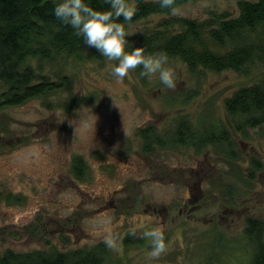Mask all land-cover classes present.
Wrapping results in <instances>:
<instances>
[{
    "label": "rangeland",
    "instance_id": "1",
    "mask_svg": "<svg viewBox=\"0 0 264 264\" xmlns=\"http://www.w3.org/2000/svg\"><path fill=\"white\" fill-rule=\"evenodd\" d=\"M237 2L192 0L171 14L199 20L221 12L234 16ZM164 16L125 25L134 32L127 37L131 46H140L142 34ZM169 60L176 74L171 89L158 75L140 76V66L117 81L114 60L70 59L63 70L69 88L3 108L0 254L49 244L88 249L112 238L102 264H249L253 244L244 228L248 219L264 218V127L248 130L246 137L233 134L228 147L209 144L199 151L175 143L174 131L183 116L197 131L228 126L224 97L264 78V65L246 76L191 73L179 58ZM57 68L45 67L52 76ZM69 95L82 101L64 108L61 101ZM148 125L166 141L152 143L151 151L143 150L138 134ZM75 156L86 164L82 179L72 171ZM252 158L260 160V169L249 168ZM8 192L22 200L7 202ZM153 227L165 237L158 256L151 254V239L142 236Z\"/></svg>",
    "mask_w": 264,
    "mask_h": 264
},
{
    "label": "trees",
    "instance_id": "2",
    "mask_svg": "<svg viewBox=\"0 0 264 264\" xmlns=\"http://www.w3.org/2000/svg\"><path fill=\"white\" fill-rule=\"evenodd\" d=\"M187 1L192 0H174L173 7ZM129 3L136 9L132 19L117 18L125 25L151 14L166 15L142 34L140 46L148 53L166 51L169 58H179L191 73L204 69L247 76L257 65H264V0H238L236 15L213 13L202 20L172 15L170 9L160 8L153 0H129ZM53 6V0H0V114L3 108L69 88V79L63 70L70 59L102 57L82 37H77L70 25L54 16ZM89 6L98 10L109 8L106 0H89ZM53 64L58 68L52 76L45 67L51 68ZM81 101L80 97L69 95L60 105L70 109ZM223 102L228 126L197 131L183 116L177 122L174 142L192 145L196 151L209 144L228 147L233 143V134L246 137L248 130L264 127V78L239 86ZM138 134L145 151L152 150V143H166L151 125L139 128ZM249 168L260 169V160L252 158ZM72 171L77 179L85 175L86 164L80 156L73 158ZM3 197L9 203L22 200V196L10 192ZM41 230H46L43 225L40 233ZM3 233L0 228V235ZM244 234L253 244L249 264H264V218L248 219ZM62 243L68 245L67 240L63 239ZM107 254L104 241L88 249L61 250L52 244L46 249L27 251L6 248L0 254V264H102Z\"/></svg>",
    "mask_w": 264,
    "mask_h": 264
},
{
    "label": "clouds",
    "instance_id": "3",
    "mask_svg": "<svg viewBox=\"0 0 264 264\" xmlns=\"http://www.w3.org/2000/svg\"><path fill=\"white\" fill-rule=\"evenodd\" d=\"M109 8L98 10L89 6V0H53L52 12L63 24L70 25L77 37H82L84 43L95 48L101 56L116 63L112 66V75L117 81H122L130 70L140 66V76L158 75L160 83L166 88L176 86V74L170 67L166 51L146 52L144 46L132 47L127 37L134 32L129 31L125 24L117 18L123 17L130 21L135 14L129 0H106ZM160 8L175 11L174 0H153ZM143 237L151 239V254L158 256L165 249V237L158 228H151L142 233ZM111 247L112 238L106 240Z\"/></svg>",
    "mask_w": 264,
    "mask_h": 264
}]
</instances>
